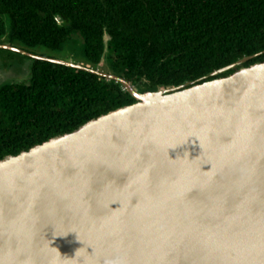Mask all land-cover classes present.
<instances>
[{
	"label": "water",
	"instance_id": "water-1",
	"mask_svg": "<svg viewBox=\"0 0 264 264\" xmlns=\"http://www.w3.org/2000/svg\"><path fill=\"white\" fill-rule=\"evenodd\" d=\"M0 159V264H264V61L138 91Z\"/></svg>",
	"mask_w": 264,
	"mask_h": 264
},
{
	"label": "trees",
	"instance_id": "trees-1",
	"mask_svg": "<svg viewBox=\"0 0 264 264\" xmlns=\"http://www.w3.org/2000/svg\"><path fill=\"white\" fill-rule=\"evenodd\" d=\"M75 42L79 60L71 61L140 92L250 56L203 82L264 61V0H0V43L61 58ZM16 54L28 77L0 85V159L135 101L113 80Z\"/></svg>",
	"mask_w": 264,
	"mask_h": 264
},
{
	"label": "rangeland",
	"instance_id": "rangeland-1",
	"mask_svg": "<svg viewBox=\"0 0 264 264\" xmlns=\"http://www.w3.org/2000/svg\"><path fill=\"white\" fill-rule=\"evenodd\" d=\"M9 52L13 51L10 50ZM13 53V56H11L4 53L3 51H0V83L5 80L10 81L16 80L17 78H21L20 73L16 72L18 71V69L16 68L17 65L23 67V64L20 59L21 57L16 54V52ZM77 53V44L75 42L69 47L66 46L65 49H63L62 51L60 50L58 52V55L64 59L78 61L79 56Z\"/></svg>",
	"mask_w": 264,
	"mask_h": 264
},
{
	"label": "flooded vegetation",
	"instance_id": "flooded-vegetation-1",
	"mask_svg": "<svg viewBox=\"0 0 264 264\" xmlns=\"http://www.w3.org/2000/svg\"><path fill=\"white\" fill-rule=\"evenodd\" d=\"M0 49H2V48H0ZM2 50H4V48L2 49ZM10 51V50H9ZM14 52V51H13ZM17 53V52H16ZM33 53V52H32ZM20 54V53H19ZM23 55V54H22ZM24 56H26V55H24ZM28 57V56H27ZM31 58V57H30ZM25 61V60H24ZM27 63V61H25V62H22V64H23V67H21V66H18L17 65V69H18V71H16L17 73L19 72L20 73V77L21 78H17L16 80H10V81H16V82H19V81H23V80H25L27 77H28V74H27V71H26V64ZM6 82H9V81H3V82H1L0 83V85L1 84H3V83H6Z\"/></svg>",
	"mask_w": 264,
	"mask_h": 264
}]
</instances>
